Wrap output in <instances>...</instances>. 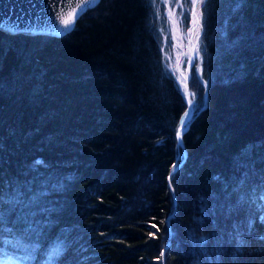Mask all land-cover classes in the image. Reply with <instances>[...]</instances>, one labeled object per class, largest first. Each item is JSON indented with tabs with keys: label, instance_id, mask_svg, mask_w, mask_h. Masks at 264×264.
<instances>
[{
	"label": "trees",
	"instance_id": "16d2710c",
	"mask_svg": "<svg viewBox=\"0 0 264 264\" xmlns=\"http://www.w3.org/2000/svg\"><path fill=\"white\" fill-rule=\"evenodd\" d=\"M201 12L179 140L154 0L0 30V264H264V0Z\"/></svg>",
	"mask_w": 264,
	"mask_h": 264
},
{
	"label": "water",
	"instance_id": "95a60500",
	"mask_svg": "<svg viewBox=\"0 0 264 264\" xmlns=\"http://www.w3.org/2000/svg\"><path fill=\"white\" fill-rule=\"evenodd\" d=\"M99 0H0V30L6 33H23L29 35L47 34L60 37L69 32L76 19L87 9L93 7ZM201 12V7H200ZM64 16L69 20L70 27L65 30L61 24L59 16ZM201 25L199 26V33ZM195 43H192L190 57L186 64L185 85L183 97L186 101L188 113L189 103L187 96V81L190 69L194 62ZM183 113V120H186ZM181 128V122L178 130ZM178 165L171 168L168 177L174 173ZM168 187L171 189L169 179ZM175 205V203H174ZM167 240L165 247L168 245Z\"/></svg>",
	"mask_w": 264,
	"mask_h": 264
},
{
	"label": "rangeland",
	"instance_id": "374dc122",
	"mask_svg": "<svg viewBox=\"0 0 264 264\" xmlns=\"http://www.w3.org/2000/svg\"><path fill=\"white\" fill-rule=\"evenodd\" d=\"M160 8L162 9V13L160 11L161 14L159 13ZM189 8L190 0H155L154 2V14L161 33L160 52L162 56V62L167 71L175 79L182 93L184 92L185 85L186 64L189 59L187 36V30L190 24ZM170 13L173 14L171 18L169 15ZM161 15H163V21L161 20ZM196 57L197 55L194 52V62L196 61ZM190 111L191 110L189 109L188 114ZM187 118L188 117H186V119ZM1 264L18 263L11 258H7Z\"/></svg>",
	"mask_w": 264,
	"mask_h": 264
},
{
	"label": "snow or ice",
	"instance_id": "6c2138e0",
	"mask_svg": "<svg viewBox=\"0 0 264 264\" xmlns=\"http://www.w3.org/2000/svg\"><path fill=\"white\" fill-rule=\"evenodd\" d=\"M155 2V0H154ZM204 3H206V0H190V14L192 16V25L193 28L188 29L189 32H195L196 33V40L199 41L200 39V35H199V26L201 25V17H202V12L198 15L197 13V8L198 6H202ZM170 18L172 17V13L169 14ZM60 22L61 24L64 26V29L67 30L70 27V23L69 20L66 19L64 16H59ZM175 23V22H174ZM193 51L197 52L198 55V50L193 47ZM188 113L185 112L184 116L188 117ZM185 124V120H181V126H183ZM177 139L179 140L181 137V131L177 130ZM175 165L173 166V168L175 169ZM18 203V201L13 198V199H9L6 200L5 197L3 195H0V227L3 226L4 224V218L6 215V209L3 207L5 204H11L12 208L10 209V211H14L15 210V205ZM262 220H264V217H261ZM249 227H251V221L249 222ZM63 252L62 247H54L49 255V260H48V264H55V260L56 258H58Z\"/></svg>",
	"mask_w": 264,
	"mask_h": 264
},
{
	"label": "bare ground",
	"instance_id": "6f19581e",
	"mask_svg": "<svg viewBox=\"0 0 264 264\" xmlns=\"http://www.w3.org/2000/svg\"><path fill=\"white\" fill-rule=\"evenodd\" d=\"M200 7L201 6H198V8H197L198 15L200 14ZM191 21H192V16L190 14V24H189L188 29L193 28V25H192ZM187 36H188V49H189V57H190V51L192 49V43L196 42V33L194 31L193 32H189L187 30Z\"/></svg>",
	"mask_w": 264,
	"mask_h": 264
}]
</instances>
